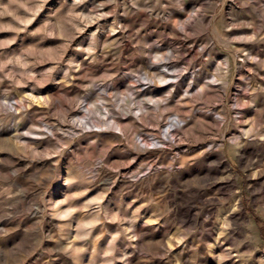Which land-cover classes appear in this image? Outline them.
Masks as SVG:
<instances>
[{
    "label": "rangeland",
    "instance_id": "obj_1",
    "mask_svg": "<svg viewBox=\"0 0 264 264\" xmlns=\"http://www.w3.org/2000/svg\"><path fill=\"white\" fill-rule=\"evenodd\" d=\"M0 264H264V0H0Z\"/></svg>",
    "mask_w": 264,
    "mask_h": 264
},
{
    "label": "bare ground",
    "instance_id": "obj_2",
    "mask_svg": "<svg viewBox=\"0 0 264 264\" xmlns=\"http://www.w3.org/2000/svg\"><path fill=\"white\" fill-rule=\"evenodd\" d=\"M172 127V126H171ZM170 129V128H169ZM171 130H173V129H171Z\"/></svg>",
    "mask_w": 264,
    "mask_h": 264
}]
</instances>
